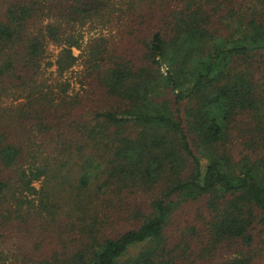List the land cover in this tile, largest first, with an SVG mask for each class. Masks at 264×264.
Returning <instances> with one entry per match:
<instances>
[{
  "label": "trees",
  "instance_id": "trees-1",
  "mask_svg": "<svg viewBox=\"0 0 264 264\" xmlns=\"http://www.w3.org/2000/svg\"><path fill=\"white\" fill-rule=\"evenodd\" d=\"M0 264H264V0H0Z\"/></svg>",
  "mask_w": 264,
  "mask_h": 264
},
{
  "label": "rangeland",
  "instance_id": "rangeland-1",
  "mask_svg": "<svg viewBox=\"0 0 264 264\" xmlns=\"http://www.w3.org/2000/svg\"><path fill=\"white\" fill-rule=\"evenodd\" d=\"M98 22L92 24V25H85L81 28V32L83 33V38H82V42H84L85 40H87L89 37L93 36V35H97L99 33H104L106 34L108 29H109V25L107 23H104V26H101ZM56 47L52 44H49L47 46L46 49V56L43 60V67H42V74L41 77H43V79H46L47 82L51 81V79L56 77V74L54 72V67L52 66H45V62L47 61H52L53 60V56L56 53ZM72 52L74 55L77 56V60L76 63H74V65L71 67V69L69 71H67L66 73H64L63 75H61V77H59L60 80H68L69 81V88L67 89L68 92H76L79 88L78 86V78H80L81 73L79 72V70L81 69L80 67V61L79 59L81 58V54H82V48L81 49H76V48H72ZM57 78V77H56ZM58 79V80H59ZM111 102L108 99L104 98V102H101L98 104L99 108H106L107 104ZM10 103H15V102H10L9 99L5 100L1 105H10ZM34 186L38 187L39 186V182L38 181H34ZM147 199V196L144 194H135L129 197V201L127 200V203H129L130 205H143L145 203V200ZM126 203V201H125ZM194 205H196L195 202H190V203H185L183 206H181L180 208L176 209L171 217L169 218L167 224H166V232L169 235H176L179 231L180 228H182V226L185 224V220H189V222L192 219V213H193V207ZM8 246V245H7ZM13 251V250H12Z\"/></svg>",
  "mask_w": 264,
  "mask_h": 264
}]
</instances>
